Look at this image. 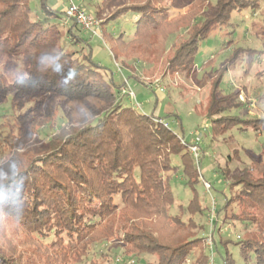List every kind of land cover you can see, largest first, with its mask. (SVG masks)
Segmentation results:
<instances>
[{
  "label": "trees",
  "instance_id": "obj_1",
  "mask_svg": "<svg viewBox=\"0 0 264 264\" xmlns=\"http://www.w3.org/2000/svg\"><path fill=\"white\" fill-rule=\"evenodd\" d=\"M137 3L99 22L98 36L109 45L113 60L140 57L152 63L150 59L163 57L164 72L183 74L192 72L197 45L213 26L226 25L233 12L258 7V0ZM163 3L165 10L157 7ZM127 15L134 32L126 40L108 31L107 25ZM47 16L58 17L49 10ZM48 18L33 20L29 0H0V60L6 61L0 67V107L8 103L16 112L13 124L4 126L7 131L0 127V150L6 153L0 160V264L40 263L35 251L33 258L23 252L13 258L16 250L10 248L9 253L3 248L1 221L5 220L23 231L36 250L50 252L57 264H80L93 246L110 242L119 244L125 257L156 258L155 263L145 264H209L207 237L190 231L194 227L204 231L194 220L202 210L195 199L186 223L181 206L180 215L169 213L174 206L170 180L177 171L171 159L179 157L187 184L193 186L198 156L195 159L186 148L194 145L183 142L161 118L125 106L123 100L129 97L122 93L124 82L119 86L109 82L90 53L83 52L87 44L77 35L81 28L73 20L64 28L69 46H85L69 51L59 44L57 25L47 23ZM224 69L215 71L218 78L206 104L197 108L198 114L212 120L215 136L240 122L221 115L223 99L217 94ZM206 81L204 74L199 86ZM46 127L52 135L41 146L38 136ZM232 179L231 198L224 209L240 208L239 214L229 217L232 228L241 225L236 237L240 259L250 264L247 258L253 253L252 264H264V161L252 159L249 168ZM26 199L31 200L30 207ZM214 217L210 235L216 233L226 247L229 241L220 235L218 213H211V220ZM213 242V253L219 254ZM221 260L235 264L227 251Z\"/></svg>",
  "mask_w": 264,
  "mask_h": 264
},
{
  "label": "rangeland",
  "instance_id": "obj_2",
  "mask_svg": "<svg viewBox=\"0 0 264 264\" xmlns=\"http://www.w3.org/2000/svg\"><path fill=\"white\" fill-rule=\"evenodd\" d=\"M214 0H211L213 2ZM80 5L84 11L97 19L99 22L109 19L114 11L129 5L131 2L143 3V0H114L102 5V0H72ZM31 18L44 21L47 11H55L58 17L48 18L47 23L56 24L60 33L59 44L69 51H81L84 44L69 46L65 36V27L71 22L65 16L68 0H29ZM157 7L166 9L167 4ZM183 12V11H182ZM130 13V12H128ZM177 14L176 11L172 12ZM129 16H122L115 22H109L107 30L113 34H122L124 39H130L133 35V21ZM64 20L68 21L63 24ZM100 30H98L99 32ZM97 32V33H98ZM86 41L87 46L83 52H89L92 61L102 67L105 78L116 85H122L127 80L128 87L135 96V101L128 98L123 100L127 107H133L142 114L159 117L167 126L175 132L183 142L194 145L197 149L198 160L194 161L197 170V181L190 186L183 173L179 157H172L171 164L177 167L175 174L171 176L170 187L173 193L174 206L170 208L171 216L181 214L183 221L191 216L188 210L190 203L195 202L202 209L194 214V220L204 228L191 229L194 235L207 237L211 242V249L207 241L205 246L210 257L209 264H222V258L226 251L231 255L235 264H243L240 259L237 236L240 235L241 225L236 223L232 228L229 224V217L232 213H240V208L233 206L224 209L226 199L231 198L228 183L233 177L237 178L241 170L248 169L252 159L258 157L264 161V0H258V7L247 9L241 12H233L226 25L213 26L207 37L200 41L194 54V68L189 74L164 72L162 58L150 59L147 63L143 58H120L117 63L112 58L109 45L105 44L98 35L91 36L89 33L77 34ZM171 40L167 45H169ZM167 49V48H166ZM139 52V51H138ZM163 56L164 52H163ZM235 59L227 62L228 58ZM141 59V60H140ZM138 61V62H137ZM6 65L4 59L0 60V67ZM224 67L223 75L218 87L217 96L223 99L219 106L222 116L235 117L240 120L233 128L222 135L215 136L212 131V120L205 119L197 113L200 105H205L207 95L219 73H215L220 67ZM139 79H134L129 73ZM104 74V75H105ZM205 74L208 80L204 87L198 82ZM161 89V90H160ZM16 112L12 113L9 104H2L0 107V127L13 124ZM63 116L59 115V119ZM216 117L213 116L212 119ZM260 120L259 123L250 121ZM244 121H249L244 123ZM4 127V128H5ZM257 127V128H256ZM3 128V129H4ZM256 128V129H255ZM7 131V129L5 128ZM52 130L48 127L42 129L38 139L41 146L44 145ZM189 154L191 151L186 148ZM6 153L0 150V160ZM227 173L226 178L224 174ZM205 184L209 186L207 190ZM234 196V194H233ZM232 196V197H233ZM31 200L26 199L28 207ZM93 207H97L94 202ZM211 213H218L217 226L220 228V235L223 241H229L225 247L220 244L219 237L214 233L210 235V224L216 223L215 217L211 220ZM224 223L222 225V223ZM3 248L10 253L11 249L16 250L12 257L17 258L23 252L24 257L29 254L39 260V264H57L50 252L45 249L36 250L23 231L16 229L12 222L1 221ZM219 254L213 253L214 242ZM213 242V243H212ZM209 252L213 253V256ZM196 253V252H195ZM253 253H249L247 262H254ZM154 256L141 255L139 257H125L122 248L114 242L106 245H95L89 251L87 258L80 264H145L155 263Z\"/></svg>",
  "mask_w": 264,
  "mask_h": 264
},
{
  "label": "built area",
  "instance_id": "obj_3",
  "mask_svg": "<svg viewBox=\"0 0 264 264\" xmlns=\"http://www.w3.org/2000/svg\"><path fill=\"white\" fill-rule=\"evenodd\" d=\"M65 16L68 20H73L83 32L89 33L91 36L99 35L98 28H99V21L92 17L91 15L87 14L84 9L80 5H76L72 2V0H68V6L65 10ZM98 32V33H97ZM161 90V89H160ZM122 93L128 95L131 102L135 101V96L128 87V83L124 81V87L122 89ZM191 154L197 159V149L195 146L189 147ZM205 188L208 190L209 186L207 184L204 185ZM207 243L211 249V242L210 239L207 238Z\"/></svg>",
  "mask_w": 264,
  "mask_h": 264
}]
</instances>
